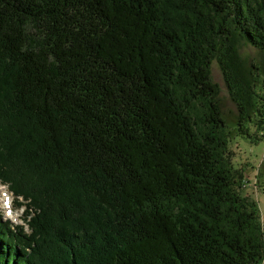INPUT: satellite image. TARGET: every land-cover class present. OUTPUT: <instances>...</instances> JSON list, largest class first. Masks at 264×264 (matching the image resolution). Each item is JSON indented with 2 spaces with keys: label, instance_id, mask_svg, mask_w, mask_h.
I'll use <instances>...</instances> for the list:
<instances>
[{
  "label": "trees",
  "instance_id": "16d2710c",
  "mask_svg": "<svg viewBox=\"0 0 264 264\" xmlns=\"http://www.w3.org/2000/svg\"><path fill=\"white\" fill-rule=\"evenodd\" d=\"M243 41L264 51V0H0V183L24 207L0 264H262L211 76L264 138Z\"/></svg>",
  "mask_w": 264,
  "mask_h": 264
},
{
  "label": "rangeland",
  "instance_id": "374dc122",
  "mask_svg": "<svg viewBox=\"0 0 264 264\" xmlns=\"http://www.w3.org/2000/svg\"><path fill=\"white\" fill-rule=\"evenodd\" d=\"M239 53L249 66L259 67L260 83L264 79V51L246 43L241 42ZM212 81L219 86V100L221 109L229 124L237 121L238 107L232 99L224 74L217 60L211 65ZM264 96V88L260 91ZM232 125L233 138L230 142L232 160L237 168L243 169L245 180L250 186L245 191L252 194L258 201L261 219L264 222V138L252 139L248 134L240 135ZM249 134H254L256 129L249 124ZM34 181V178H28ZM0 183V214L4 221L13 224H23L22 216L24 207L18 208L17 201L7 185ZM5 199V200H4ZM264 264V262L262 263Z\"/></svg>",
  "mask_w": 264,
  "mask_h": 264
},
{
  "label": "built area",
  "instance_id": "2783aa9c",
  "mask_svg": "<svg viewBox=\"0 0 264 264\" xmlns=\"http://www.w3.org/2000/svg\"><path fill=\"white\" fill-rule=\"evenodd\" d=\"M250 186L246 181H244V187Z\"/></svg>",
  "mask_w": 264,
  "mask_h": 264
},
{
  "label": "bare ground",
  "instance_id": "6f19581e",
  "mask_svg": "<svg viewBox=\"0 0 264 264\" xmlns=\"http://www.w3.org/2000/svg\"><path fill=\"white\" fill-rule=\"evenodd\" d=\"M3 186V185H2ZM13 186V185H12ZM3 187H5V186H3ZM6 188V187H5ZM15 189V188H14ZM5 200V199H4Z\"/></svg>",
  "mask_w": 264,
  "mask_h": 264
}]
</instances>
